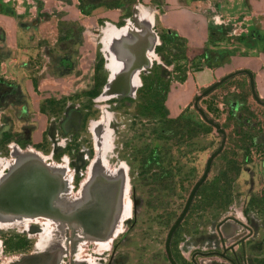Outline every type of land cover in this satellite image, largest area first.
Here are the masks:
<instances>
[{"label": "rangeland", "instance_id": "374dc122", "mask_svg": "<svg viewBox=\"0 0 264 264\" xmlns=\"http://www.w3.org/2000/svg\"><path fill=\"white\" fill-rule=\"evenodd\" d=\"M136 14V6L129 0L125 20L115 26L101 23V38L95 37L89 46L90 54L96 48L97 61L104 59L105 71H101V79L106 84L121 70H126L128 60L125 54L120 59L117 57L120 51H117L115 33L107 35L106 29L134 28ZM227 22L229 24L220 35L223 41L236 37L231 22ZM152 29L159 41L151 66L136 70L132 95L125 94L128 91L126 76L121 75L117 83L105 85L96 98L87 92L61 98L60 92L59 99L43 100L41 108L44 107L42 113L48 120L47 125L28 139L11 126L8 130L0 126V183L19 166L20 159L14 156L16 149L20 155L31 154L50 168L65 172L69 193H62L61 198L71 196L73 175L86 174L79 178L82 185L77 190L81 197L96 168L101 173L118 175L128 188L124 205L129 208V215L120 219L117 216L112 235L106 240L93 241L90 255L64 257L61 264H75L73 259L76 258L78 264H109V242L115 237H124L133 219L136 226L131 239L138 250L128 252L124 249L125 255L113 264H169L165 262L168 233L182 213L193 187L203 176L209 158L223 142L224 136L205 122L195 107V98L218 82L204 86L195 76L212 67L215 54L209 51L193 59L185 50L182 38L178 37L181 41L174 39L175 34L163 42L160 36L168 30L159 15ZM99 39L103 44H98ZM216 39V34H212L209 43ZM122 62H125L123 67ZM216 67L217 64L213 68ZM44 84L35 83L36 91L51 94L50 87L58 88ZM47 100L55 102L47 103ZM199 108L223 127L226 143L212 164L208 180L199 189L189 213L174 234L172 251L182 258L183 264H192L191 258L197 253V264H232L215 253H235L239 258L245 254L247 264H264V191H253L254 170L264 162V105L255 100L249 77L243 74L204 97ZM72 115L80 119L79 126L75 125V118L71 124H66ZM179 116L183 119L181 128L176 131L166 125L159 131L166 119ZM186 120L198 125L196 134H189ZM133 190L135 197H132ZM39 219L41 221H36ZM36 220L25 226L0 228V264L7 263L4 238L10 232L31 242L32 252L62 247L66 232L56 236L58 234L48 224L57 222L44 218ZM225 221L234 225L233 233L227 234L225 225L219 227Z\"/></svg>", "mask_w": 264, "mask_h": 264}, {"label": "crops", "instance_id": "0c3cea01", "mask_svg": "<svg viewBox=\"0 0 264 264\" xmlns=\"http://www.w3.org/2000/svg\"><path fill=\"white\" fill-rule=\"evenodd\" d=\"M130 1L138 11L137 26L107 28L106 34L115 33L117 44L127 42L129 48L142 38L143 63H137L142 70L151 66L159 41L152 29L159 15L167 33L182 38L193 59L209 51L215 54L212 67L195 75L201 85L247 70L253 73L257 97L264 102V0ZM128 4L129 0H0V126L30 137L47 125L43 100L59 99L60 92L65 98L91 91L98 52L94 48L90 54L89 46L95 37L101 38V23L115 26L125 20ZM227 21L236 37L223 41L220 32ZM213 31L219 32L218 40L210 44ZM98 44H103L102 39ZM122 51L118 55L126 52ZM38 82L58 88L50 87L51 94L39 93L34 87ZM253 181L254 192L264 191V162L254 170Z\"/></svg>", "mask_w": 264, "mask_h": 264}, {"label": "flooded vegetation", "instance_id": "af4514ba", "mask_svg": "<svg viewBox=\"0 0 264 264\" xmlns=\"http://www.w3.org/2000/svg\"><path fill=\"white\" fill-rule=\"evenodd\" d=\"M73 118H75V116ZM73 118L71 120H73ZM71 120L69 121V124ZM66 124L68 125V122ZM79 125L80 123H78V126ZM66 128L68 129V127ZM25 135H28V132H25ZM24 137L28 139V136ZM85 175H73L71 180L72 184L70 186L71 196L68 198H61L60 196L59 198L60 201L69 199L65 204L68 205V208L70 209L68 211L64 209L63 212H65V214L69 213V216L73 218L70 222L53 219L57 224H63L67 230L62 247L60 249L32 252L30 251V248L32 247L31 242H26L27 240L23 239V236H15L10 232L9 236L4 238V257L7 259L6 264H61L64 262V257H70L71 255L79 256L81 254L90 255L93 241L96 242V240H102L101 236L103 233H111L114 230L117 220L115 211L117 210L116 207L118 206L120 198L119 194H117V177L119 176H110V174L101 172L94 173L85 185L84 194L79 197V190L77 189L82 185V179L79 178ZM124 175L127 176V173L124 172ZM132 197H135L134 190ZM78 204L81 205L77 207ZM38 218L49 220V218L46 217ZM81 218L86 220L85 224L79 221ZM50 220L52 221V219ZM135 226L136 220L133 219L132 223L128 226L127 234L124 237L122 236L120 239L115 237L111 240L109 253L107 254V256H109V264H113L114 261H118L122 258L121 256L125 255L123 252L124 249L128 252L130 250H138L137 246H134L133 244V239H131L132 231ZM171 252L172 258L176 264H183L182 258L177 256L176 253H173L172 247ZM215 254L224 260L230 261L232 264H247V255L245 254L242 255L241 258L235 253L232 255H227L226 253ZM42 255H45V258H43ZM197 256L198 253L192 256V264H197ZM166 257L167 260H165V262L172 264L167 252ZM73 262L78 264V258L73 259Z\"/></svg>", "mask_w": 264, "mask_h": 264}, {"label": "water", "instance_id": "95a60500", "mask_svg": "<svg viewBox=\"0 0 264 264\" xmlns=\"http://www.w3.org/2000/svg\"><path fill=\"white\" fill-rule=\"evenodd\" d=\"M137 40H138L137 47H139L138 48L139 53L137 54V57H136L137 63L142 64L143 57H144L142 53V49L144 48V44L142 42V38L139 37V39ZM134 52L132 51V54ZM126 70L125 69L121 70V72H119L114 77L113 80H111L110 78L106 86L109 83L110 85H112L113 83H117L118 76H121V75H125L126 80L129 78L128 76H130V78L133 79L135 74L138 72L136 71V69H133L132 72L130 71V74H129L127 73ZM243 74L249 77L251 91L256 101L264 105V102L259 100L257 97L254 75L252 72L247 71V70L234 72L232 74H229L223 77L221 80L213 84L211 87L207 88L200 96H197L195 98V107L200 112L202 118L209 125L213 126L216 129L217 133L222 134L224 136V139H223L221 146L218 148V150L214 152L209 158L203 176L193 187L182 213L180 214L179 218L177 219L175 224L171 227L168 233L167 240L165 243V249H166V252L172 264H176V262L172 258V252H171V243H172L174 234L179 228V226L181 225V223L186 218L187 214L189 213L190 208L194 202V199L199 189L208 180L209 174L211 173V170H212V164L214 160L216 159V157L219 156L221 152L224 150L225 143H226V131L223 129V127L220 124L216 123L214 120L207 117L204 110L199 108V103L204 97L210 95L212 92H214L217 88H219L225 82L231 80L234 77H237ZM73 117L74 116L72 115L71 119ZM75 119H77L78 123H80V119L78 117H75ZM71 123L72 122H70V124ZM29 161L31 162L27 164H23L22 166H20L19 168H17L16 170L12 172L10 171L5 176L6 177L5 180L1 182L0 184V208L4 209L5 207L6 210L8 208L9 210L13 208L14 211H17L18 213H21L23 215L44 216V217H48V218L59 220V221L70 222L73 218L69 216V213L65 214V212H63V209L59 207L60 195L62 193H65L66 180H64L61 177V175H58L57 173L53 172L50 169V167L47 164H45L43 161H40L38 159H32ZM124 178L127 179V176L124 175ZM6 180H9V181L6 182ZM117 182H118L117 184V193H118L119 183L121 182L120 177H117ZM79 221L85 224L86 220H84V218H81ZM223 225H225L224 226L225 230L226 229L228 230L227 234L233 233V230H234L233 224H230L228 221H225L221 223L219 227ZM44 256L45 255H42L43 258H45Z\"/></svg>", "mask_w": 264, "mask_h": 264}, {"label": "bare ground", "instance_id": "6f19581e", "mask_svg": "<svg viewBox=\"0 0 264 264\" xmlns=\"http://www.w3.org/2000/svg\"><path fill=\"white\" fill-rule=\"evenodd\" d=\"M155 42V41H154ZM125 43H127V42H124V43H122L120 46H119V49H120V51H126L125 53L123 52V54H125V57L128 59L127 61L129 62V63H127V65H126V69H127V73H129L130 74V71L132 72V70L133 69H136V70H142L141 69V67H139L138 65H137V54H138V48H137V46H135V44H133L134 46H132L131 48H129L128 46L127 47H125L126 45H125ZM124 44V45H123ZM134 50H135V52H134ZM132 51L134 52L133 54H132ZM117 57H119V59L120 58H122V56L120 57V55L119 56H117ZM123 63V62H122ZM129 68V69H128ZM115 75V74H114ZM129 78L125 81V84L127 85L126 87L128 88V91L125 93L126 95H130L131 94V92H132V82H134L133 81V79L132 78H130V76H128ZM114 78V77H113ZM110 85V84H109ZM111 86V85H110ZM132 95V94H131ZM75 124L76 125H78V121H77V119H76V121H75ZM14 156L19 160V163L17 164V165H19L17 168H19L20 166H22L23 164H27V163H29V162H31V161H29V160H32V159H36V158H34L35 156H33V155H27L26 157L25 156H23L22 154L20 155V153H19V151L18 150H16V149H14ZM49 166V165H48ZM50 167V166H49ZM101 167V166H100ZM17 168H13L14 170H16ZM53 172H55V173H57L58 175H61V177L64 179L65 178V176H66V174H65V172L62 170V169H56V168H54V167H52V168H50ZM98 168H96L95 170H94V173H97V172H99V170H97ZM102 169V168H101ZM13 170V171H14ZM105 172H107L108 170L104 167V169H103ZM108 173H109V171H108ZM124 173V172H123ZM110 174V173H109ZM114 175H116V174H113V175H110V176H114ZM121 179V182L119 183V191H118V193L117 194H119V196H120V198H119V203H118V206L116 207L117 208V210L115 211L116 213H115V215L116 216H118V219H120V217H122L123 216V218H125V216H128L129 215V208L128 207H126L125 205H124V201H125V199H126V196H127V186H126V184H124V180L122 179V178H120ZM65 180V179H64ZM9 180H6V182H8ZM11 181V180H10ZM1 184V183H0ZM117 184H118V182H117ZM66 185V189H65V194H68L69 192H68V186H67V183L65 184ZM68 192V193H67ZM65 202L66 201H60L59 203V207H61L63 210L65 209V210H69L70 208H68V205H66L65 204ZM83 202V201H82ZM81 202V203H82ZM69 205H71V204H69ZM72 205H74V204H72ZM81 204H78L77 205V207L78 206H80ZM70 207V206H69ZM74 207V206H73ZM7 210H9V208L7 209ZM6 209H5V207H4V209L3 208H0V228L1 229H5V228H12V227H14V226H22V225H26L27 223H31V222H33V221H35L38 217H44V216H30V215H23V214H21V213H18L17 211H14L13 210V208H11L9 211H7ZM36 218V219H35ZM46 218H48V217H46ZM117 218V217H116ZM49 219H51V218H49ZM53 220V219H52ZM36 221H41L40 219L39 220H36ZM35 221V222H36ZM41 224V223H40ZM49 225H50V227L52 228H54V230H55V232L58 234V235H56V236H62L63 235V233L64 232H66V228L65 227H63V226H61V225H58L57 223H53V222H50V223H48ZM114 224V223H113ZM28 225V224H27ZM116 225V224H115ZM113 232V231H112ZM112 232L110 233V232H105V233H103L102 234V239L103 240H106V239H108L109 238V236H111L112 235ZM43 238V237H42ZM45 238V237H44ZM50 239V238H49ZM62 239V238H61ZM42 241V240H41ZM47 241V240H46ZM47 243V242H46ZM110 243V242H109ZM106 244V243H105ZM51 245V244H50ZM52 245H54V244H52ZM52 247V246H51ZM47 248V247H46ZM58 248V247H57ZM105 248V247H104Z\"/></svg>", "mask_w": 264, "mask_h": 264}, {"label": "trees", "instance_id": "16d2710c", "mask_svg": "<svg viewBox=\"0 0 264 264\" xmlns=\"http://www.w3.org/2000/svg\"><path fill=\"white\" fill-rule=\"evenodd\" d=\"M82 11L84 13H86L85 9H82ZM212 34H217V32L213 31ZM211 35H210V37H211ZM169 38H170V35L168 33L160 36V39L163 42L168 41ZM174 39L177 41L182 40V39L180 40L177 36H175ZM216 40H218V37ZM216 40H214V41H216ZM103 61H104V59H103ZM103 61L100 60L97 62L96 74H95V85L91 91L87 92V94L92 98L98 97L101 94V90L106 85L105 80L101 79V71H105V64L103 63ZM162 99H165V96H163ZM54 102H55V100H47V103H54ZM42 111L44 112V107H42ZM185 123H186V126L189 127L188 128L189 134L190 135L196 134V132L198 130V125L196 123H194L192 120H186ZM166 125L169 126L172 130L177 131V129L182 127L183 119L181 116H179L177 118H168V119H166L165 124L161 127V129H159V131L160 132L163 131L165 129ZM177 133H179V132H177Z\"/></svg>", "mask_w": 264, "mask_h": 264}]
</instances>
